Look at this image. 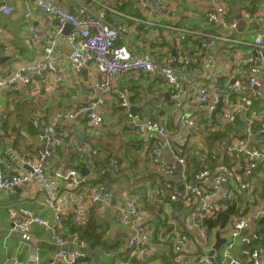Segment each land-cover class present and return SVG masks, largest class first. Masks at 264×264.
I'll use <instances>...</instances> for the list:
<instances>
[{
    "label": "crops",
    "instance_id": "obj_1",
    "mask_svg": "<svg viewBox=\"0 0 264 264\" xmlns=\"http://www.w3.org/2000/svg\"><path fill=\"white\" fill-rule=\"evenodd\" d=\"M3 1L12 6L14 10L11 14L2 15L0 18V40L4 43L0 49V63L6 68L0 80L13 76L19 68L37 64L45 53L44 38H56V44L52 48L50 57L58 67L57 72L48 73L47 80L43 82H36L33 85L18 84L7 92H0V151L7 161L14 162L20 167L21 162L27 156L36 155L43 147L40 140L41 132L33 128V119L37 114L52 119L58 114L71 113L98 98L102 91L98 89L97 93L91 94V86L100 79L93 65L81 72H75L70 67L69 33L71 28L58 34L56 20L39 9L31 0H0V2ZM49 1L52 4L62 5L71 12H77L80 9L79 3L75 0ZM97 1L109 3L111 10L117 11L112 17L116 19L118 26L129 28V36L123 37L121 42L123 46L137 53L138 49L132 44L135 42L156 56L163 52L176 57L178 61L183 60L181 63L187 60L189 64L185 74L190 78L200 75L198 66L202 64L201 56L204 54L213 57V62L210 65L206 64L204 80L208 83L212 82L216 75L232 70L240 60H246L254 54V48L250 45H238V50L233 54L224 50L227 47L225 43H218L206 50L198 48L203 33L213 29L217 30L203 18L204 11L214 6L213 0H200L199 3H191L189 0H182V2L165 0L177 8L178 15L167 21L175 28L170 29V38L162 46L155 43L154 30L145 29L142 23L136 22L135 19L143 17V12L136 7L134 0L125 4L128 6L124 5L120 8L117 6V0ZM256 1L223 0L231 21L237 22L236 34L243 35L254 30L255 27H261V22L257 21L252 24L243 16L245 6L255 4ZM28 10L32 12L30 19L25 18ZM188 26L192 28L188 29ZM31 29L39 34V42L33 41ZM184 31L193 32L194 37L185 41ZM245 38L251 39V36ZM116 87L127 89L129 109L120 106L114 90L111 95L105 97V104L95 108V111L104 118L99 127H93L89 123L87 114L63 120L58 127V131L63 134V144L56 148V155L50 162V169L75 168L88 178L103 179L107 174L102 181L104 187L102 185L101 187L114 195L115 202H123L128 197L136 199L144 213V223L150 227L151 242L147 247L148 253L138 258L134 264H191L205 251V240L201 230L193 224L191 219L193 208L200 206L198 204L200 200L193 193H190L188 198L184 197L187 186L199 185L205 192L212 193L213 197L209 201L218 203L224 202L227 189L232 191L235 186H238L241 189L239 195L241 198L237 200L236 207L239 208V213H243L256 207L260 199L264 201V160L258 162L251 173L245 174L244 160L237 155H228L225 152L230 136H236V132L237 136L242 134L247 138L246 120H241L242 125H232L236 128V132L229 134L224 140L219 139L214 143L207 142L211 131H217L213 130L212 126L215 119H213V114L206 117L200 109L201 106L194 90L186 89L179 99L174 100L171 87L162 78H152L141 72L123 76L116 83ZM129 112L141 122L147 119L158 121L165 127V133L140 134L137 128L128 124ZM191 117L194 118L199 129L197 132L199 137L201 136L202 146L193 145L184 148L181 153L173 154L167 148L168 142L190 136L192 129L185 126L184 121ZM69 135L74 136L77 143L88 142L97 149L96 169L92 167L88 151L74 152L68 141ZM248 141L250 149H256L264 156V138L252 137L248 138ZM156 146L161 150V160L169 166L167 170H161L157 164L152 162V150ZM218 146L221 148L222 156L219 153V158L213 160L209 157V153L215 154L214 149ZM204 151L208 157L199 169L193 163L199 160ZM173 155L180 161L182 159L181 163L185 161L184 164H180V169L173 161ZM225 156L228 158L227 162L223 161ZM83 161H87L88 166L85 172L80 167ZM221 168L229 171L228 182L221 183L215 180L214 177ZM203 169L209 170L211 176L202 180L196 179V174ZM185 175L187 178H184ZM180 182H185L184 191L179 190ZM217 185L219 188L216 187ZM21 188L23 189L19 195H16L15 190L12 192L0 190V200L9 199V203H0V264H12L10 260L16 256L28 264L34 258L35 252L38 253L40 262L46 264L54 251L58 249L54 244L52 229L35 225L27 232H12L9 209L23 207L38 211L50 224L54 223L56 212L48 202L46 192L39 190L36 193H29L24 187ZM162 195L171 196L173 203H176V205H171V211L166 208L165 203H161ZM79 205H83V201L78 191L61 196V210L67 211L71 207L78 208ZM84 205L85 207L80 208L82 219L84 220V217L89 219L90 214L99 227L102 225L105 230L101 244L95 247L87 244L86 249L88 248L91 254H89L91 260L88 264H117L123 261V254L132 236L131 230L104 202L86 201ZM227 205L228 203H223L224 208ZM167 216L173 224L166 220ZM261 218L245 232L248 243H240L235 252L236 258L242 264H249L248 260L256 254H264V243L258 241L264 237L258 225ZM61 226L66 231H64L65 236L67 234L66 237L72 239L71 234L68 233V227L63 222ZM225 229L227 227L223 230H213V246L209 254L215 249L217 232L220 233L221 240L226 239L227 235L223 233ZM174 232L183 235L188 240L181 251H177L174 247L176 239ZM25 235L30 241L24 239ZM170 244L173 245V252L178 255L175 259L172 257ZM247 244L249 245L248 251H246Z\"/></svg>",
    "mask_w": 264,
    "mask_h": 264
},
{
    "label": "built area",
    "instance_id": "obj_2",
    "mask_svg": "<svg viewBox=\"0 0 264 264\" xmlns=\"http://www.w3.org/2000/svg\"><path fill=\"white\" fill-rule=\"evenodd\" d=\"M31 1L56 20L58 34H61L68 25H71L69 33L70 67L75 72H81L86 67L93 65L99 73L100 79L91 86V94L97 93L98 89L102 91L98 98L71 113L58 114L52 119H48L42 114L35 116L33 126L41 132L40 140L43 148L40 149L39 155L34 161L31 159L24 160L19 167L14 162L7 161L0 151V190L12 192L16 187H24L29 193L42 190L46 192L48 202L55 209L56 216L53 224H50L38 211L23 207L9 209L12 232H27L35 225L52 229L54 244L58 249L54 251L46 264H82V261L89 257V253L85 251L87 244L79 240L77 234L72 239L67 238L61 226L63 218L68 216H73L77 223L82 222L80 208L85 207L86 201L104 202L114 210L119 220L131 230L132 236L126 246L124 254L127 256L125 257L141 258L148 253L147 247L151 242V231L149 225L144 223V213L135 198L128 197L123 202H115V197L110 191L101 185H94L89 181L92 179L91 177L83 176L77 169H50V162L56 155V148L63 144V134L58 131L63 120L87 114L89 123L93 127H99L104 118L95 111V108L105 104V97L111 95L114 90L120 106L129 109L130 102L127 89L116 87V83L123 76L141 72L150 75L152 78H162L171 87L174 100L179 99L186 89L194 90L196 99L201 106L200 109L206 117H210L221 102L222 108L213 122V130H225L229 125H236L237 120L240 119L247 121V138L237 136V133L236 136H230L225 152L228 155H239L244 160L246 164L245 174L250 173V170L258 162L264 160V156L258 150L250 149L248 141V138L252 137L264 138V0H257L255 4L245 6L243 10L245 19L252 24L257 21L261 22V27H255L254 30L243 35L235 33L238 27L237 22L231 21L223 0H213L212 9L206 10V18L212 26L217 28V34L203 33V38L198 43L200 50H206L218 43H225L227 47L232 44V46L237 47L238 45H250L254 48L252 56L246 60H240L232 70L216 75L209 83L204 80L206 64L210 65L213 62V57L209 54L201 56L202 64L198 66L200 75L196 78L191 76L196 79L193 80L185 74L189 64L187 60L181 63L183 60L178 61L176 57L163 52L156 56L135 42L132 44L138 49V52L133 53L128 50L121 42L123 37L129 36V28L120 27L115 21L109 19V16L112 17L117 11L111 10L107 2L75 0L79 3L80 9L77 12H71L62 5L52 4L49 0ZM129 1L117 0V6L120 8ZM189 1L191 3L201 2L200 0ZM134 2L136 7L143 12V17L134 18L137 20L136 22L142 23L145 29L154 30V41L158 46L165 44L166 40L170 38V29L175 28L167 21L176 18L178 15L177 8L165 0H134ZM13 10L14 8L4 1L0 2V18L2 15L11 14ZM31 16L32 12L28 10L25 13V18L30 19ZM249 35L251 39H246L245 37ZM31 37L36 43L40 41V36L36 30L31 29ZM44 41L46 47L43 58L33 66L19 68L13 76L1 79L0 92H7L18 84L33 85L36 82H43L47 80L48 73L58 71L55 61L50 57L52 48L56 44V38H44ZM3 45L4 43L0 40V49ZM5 70V66L0 63V76L4 74ZM221 81H224L225 85L221 84ZM128 124L137 128V131L142 135L163 134L166 131L165 127L158 121L147 119L141 122L136 120L134 114L130 112L128 113ZM184 124L191 127L190 136L182 140L168 142L167 148L173 154L193 145L202 146L201 136L199 137L197 132L198 127L194 118L191 117L184 121ZM68 141L74 152L88 151L92 167L96 169L97 149L88 142L77 143L76 138L71 135H69ZM160 152L158 146L153 148L152 162L157 164L161 170H167L169 166H166V163L161 160ZM207 157V153L204 151L199 157V161L203 164ZM176 159L181 163L182 159L181 161L177 157ZM184 163L185 161L181 164ZM115 167H117L116 164ZM228 174L229 171L226 168H221L214 178L221 183L228 182ZM210 176L209 170L203 169L196 174V179L202 180ZM184 178H187V175ZM216 187L219 188L218 185ZM75 191L81 194L84 206L71 207L67 211L61 210V196L63 194L64 196L69 195ZM240 191L238 186H235L232 191L227 189L223 201L226 204L230 201L234 202L241 194ZM185 192V198L193 193L200 200L198 203L200 206L193 208L191 219L193 224L201 230L205 240V251L191 264H242L236 258L235 252L240 243H248L245 232L251 228L255 221L264 216V201L260 199L257 206L248 213H239L234 216L227 227L230 230V236L226 238V243L221 249L209 254L213 246V231L202 219L207 216L211 217L215 212L224 208V202L209 201L213 197L212 193L205 192L199 185H188ZM161 203H165L166 208L171 211L172 203L165 202L164 199H161ZM166 220L173 224L169 216L166 217ZM174 233L176 234L174 247L177 251H181L188 240L183 235ZM70 242L75 244L78 249L72 251L63 249V246ZM10 261L12 264H26L18 256L13 257ZM248 261L249 264H264V254H256ZM28 264H42L38 253L35 252L34 258ZM117 264H129V261H121Z\"/></svg>",
    "mask_w": 264,
    "mask_h": 264
},
{
    "label": "trees",
    "instance_id": "obj_3",
    "mask_svg": "<svg viewBox=\"0 0 264 264\" xmlns=\"http://www.w3.org/2000/svg\"><path fill=\"white\" fill-rule=\"evenodd\" d=\"M180 2H182V0H180ZM125 6H128V4ZM203 18L205 19L206 22H209L206 18V10L203 13ZM109 19L116 22V19L113 17L109 16ZM187 28L191 29L192 27L188 26ZM207 33L217 34V31H216V29H213L212 31H207ZM183 34H184L183 36H184L185 41L194 37L193 33L190 31H184ZM224 50L227 53L233 54L236 50H238V48H237V46L234 45L233 48L225 47ZM221 84L225 85L224 81H221ZM257 104H260V102L259 103L257 102ZM238 124L242 125L241 119L237 120L236 125H238ZM33 128H34V126H33ZM234 132H236V128H234L232 125H229L225 130L213 131V132L211 131L210 135L207 137V142L214 143V141L216 142L219 139L224 140L225 138L228 137L229 134L231 135V133L233 134ZM240 135L242 136V134H240ZM242 137H244V136H242ZM220 149L221 148L219 146L216 147L214 149L215 154L213 152H210V153L208 152L209 157L213 158V160L218 159L220 154H221ZM179 153H181V152H179ZM74 154H76V153H74ZM69 155H70V153H69ZM221 156H222V154H221ZM237 156H239V155H237ZM226 160L228 161V158L225 156L223 161L227 162ZM193 164L200 169V165H202V162L197 160V161H194ZM253 168L251 169L250 173L252 172ZM194 174H196V173H194ZM106 175L107 174H105V177H106ZM104 178L101 179V178L97 177V178L89 179V181H91L94 185H97V186L102 185L103 186L102 181L104 180ZM255 194L257 195L256 191H255ZM161 198L164 199L165 202L172 203L173 205H176V203H173L174 200H171V196H163L162 195ZM239 198H241V197L238 196L237 199L233 203H231V201H230L228 203V205L226 206V208H222L221 210L215 212L213 216L204 217L202 219V221L206 225H208V227L212 231L214 229L223 230L224 228L228 227L229 222L232 220V218L239 213V208L236 207V202ZM251 209H249L243 213H248ZM243 213H240V214H243ZM62 222L64 225H66L68 227V233L71 234V238H73L74 235L77 234L79 240L84 241L86 244L90 245L91 247H95L97 244H101L103 242L101 239L103 237V232L105 230L103 229L102 225L99 227V225L95 222V220L92 219V216H90V214H89V219L88 218L86 219V217H84V220H82V222H80V223L75 222L73 216H68V217L63 218ZM258 225H260L259 230H260L261 235L263 236L264 235V216H263V218H261ZM64 231H65V229H64ZM66 236H67V234H66ZM261 239L262 240L259 239L258 241L260 243H264V237H262ZM256 247H257V243L254 247L255 250H256ZM125 256H127V254H123V257H124L123 261L126 262V260H127V261H129V264H134V262L137 261V259H138V257H130L129 256L127 258ZM90 260L91 259L88 257L87 259L83 260L82 263L88 264L90 262Z\"/></svg>",
    "mask_w": 264,
    "mask_h": 264
},
{
    "label": "water",
    "instance_id": "obj_4",
    "mask_svg": "<svg viewBox=\"0 0 264 264\" xmlns=\"http://www.w3.org/2000/svg\"><path fill=\"white\" fill-rule=\"evenodd\" d=\"M67 28L70 29V28H71V25H68L65 29H67ZM221 105H222V103L220 102V103L218 104L216 110H215L214 113H213V119H215V118H216V114H217L218 112H220V107H221ZM42 148H43V147H42ZM173 161H174L175 164L179 167L178 169H180V168H181V166H180L181 163L177 161V159H176V157H175L174 155H173ZM86 162H87V161H83V162L80 164V167H81V169H82L84 172L86 171L85 168L88 170V166H87V163H86ZM180 184H181V188H179V190L181 191V190L185 189V186H184V185H185V182H180ZM22 189H23V188H21V187H16V188L14 189V190L17 192L16 195H19V193L22 191ZM183 191H184V190H183ZM184 192H185V191H184ZM12 196H13V195H12ZM12 196H11V199H12ZM0 203H2V204L9 203V199H2V200H0ZM97 204H98V203H97ZM219 234H220V233L217 232V237H218V238H217V243H216V245H215V249L211 251V254H213L215 250L219 249L222 243L226 242V239H225V238L221 240ZM24 239L27 240V241H30L29 238H28L26 235H25ZM170 247H171L172 257L175 259V257H177L178 255L175 254V253L173 252V245H172V244H170ZM63 249L72 251V250H75V249H78V248H76V246L73 245V243H69V244L63 246ZM248 250H249V245L247 244V245H246V251H248ZM85 251H86V252H89V251H88V248L85 249ZM89 254H90V252H89ZM90 255H91V254H90ZM178 264H179V263H178Z\"/></svg>",
    "mask_w": 264,
    "mask_h": 264
},
{
    "label": "rangeland",
    "instance_id": "obj_5",
    "mask_svg": "<svg viewBox=\"0 0 264 264\" xmlns=\"http://www.w3.org/2000/svg\"><path fill=\"white\" fill-rule=\"evenodd\" d=\"M231 46H232V44H231ZM231 46H228V48H233L234 45L232 47ZM38 155H39V153H36V155L27 156L24 160L27 161L28 159H31V160L34 161L38 157ZM224 185H226V183H224ZM223 233L225 235H227L226 238H229V236H230V230H229V228L225 229Z\"/></svg>",
    "mask_w": 264,
    "mask_h": 264
},
{
    "label": "clouds",
    "instance_id": "obj_6",
    "mask_svg": "<svg viewBox=\"0 0 264 264\" xmlns=\"http://www.w3.org/2000/svg\"><path fill=\"white\" fill-rule=\"evenodd\" d=\"M239 195H240V194H239ZM239 195H238V196H239Z\"/></svg>",
    "mask_w": 264,
    "mask_h": 264
}]
</instances>
